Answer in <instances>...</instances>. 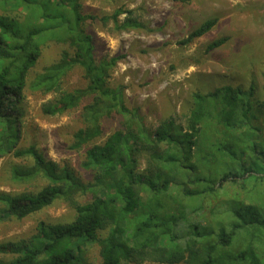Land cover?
<instances>
[{
    "label": "trees",
    "instance_id": "1",
    "mask_svg": "<svg viewBox=\"0 0 264 264\" xmlns=\"http://www.w3.org/2000/svg\"><path fill=\"white\" fill-rule=\"evenodd\" d=\"M12 6L23 20L0 15V158L13 151L15 158L31 159L28 166L11 168L13 183L42 178L48 185L38 194L0 193V223L22 220L58 200L75 211V218L40 221L29 237L1 242L0 264H90V246L98 247L101 264H264V100L256 86L196 92L184 123L170 117L153 132L139 109L126 105L122 87L110 83L121 57L96 60L79 0H0L1 9ZM90 19L112 22L118 31H150L134 10ZM213 25L204 23L181 44ZM50 42L73 51H64L37 75L31 89L57 93L76 67L87 86L61 94L43 106V113L61 115L91 99L72 149L101 139L103 120L112 114L125 121L123 129L86 151L82 167L94 173L88 183L34 145L17 149L27 77ZM223 43H212L209 50ZM79 193L92 194V201L80 203Z\"/></svg>",
    "mask_w": 264,
    "mask_h": 264
},
{
    "label": "rangeland",
    "instance_id": "2",
    "mask_svg": "<svg viewBox=\"0 0 264 264\" xmlns=\"http://www.w3.org/2000/svg\"><path fill=\"white\" fill-rule=\"evenodd\" d=\"M83 5L82 19L95 42L97 61L121 57L111 71L110 83L121 86L124 102L130 109H139L148 129L155 131L170 117L184 123L193 109V94L207 93L225 85L248 89L256 86L257 97L264 100V0H193L181 4L173 0H79ZM134 10L135 16L147 24L148 30L118 31L112 22L107 25L92 22L91 15L110 16L117 9ZM13 6L1 9L0 15L22 19ZM125 15L120 17L121 20ZM212 29L192 43L181 42L206 22ZM224 43L215 49L209 46ZM68 44L50 42L43 46L40 59L27 77L20 141L17 149L36 146L48 160L73 169L85 182L94 173L83 169L86 151L103 143L113 132L123 129L125 121L117 114L103 120L104 136L77 151L72 149L74 134L83 127L82 111L91 99H85L72 110L61 115H45V104L61 98V94L85 88L82 69H72L62 79L57 93L34 91L30 85L45 68L58 62ZM1 130V127H0ZM6 152L0 158V193L38 194L48 185L45 179L16 184L10 179L13 166H28L30 158H15ZM142 155L141 169L146 167ZM226 198L225 196H221ZM82 204L92 201L90 193L76 197ZM146 198V197H145ZM75 211L64 201H55L42 209H35L19 220L11 218L0 223V243L27 238L40 221L70 223ZM90 264H101L97 246L88 248ZM152 264V263H145Z\"/></svg>",
    "mask_w": 264,
    "mask_h": 264
}]
</instances>
